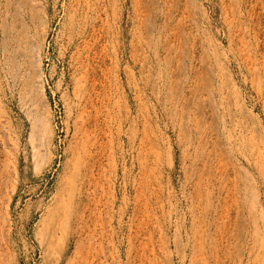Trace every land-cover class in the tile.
<instances>
[{"label":"rangeland","instance_id":"1","mask_svg":"<svg viewBox=\"0 0 264 264\" xmlns=\"http://www.w3.org/2000/svg\"><path fill=\"white\" fill-rule=\"evenodd\" d=\"M0 264H264V0H0Z\"/></svg>","mask_w":264,"mask_h":264}]
</instances>
